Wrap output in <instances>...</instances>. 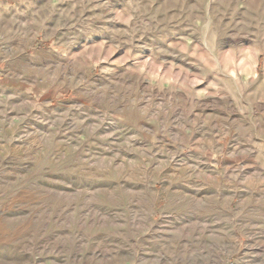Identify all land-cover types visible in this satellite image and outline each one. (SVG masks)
<instances>
[{
	"label": "rangeland",
	"instance_id": "rangeland-1",
	"mask_svg": "<svg viewBox=\"0 0 264 264\" xmlns=\"http://www.w3.org/2000/svg\"><path fill=\"white\" fill-rule=\"evenodd\" d=\"M0 264H264V0H0Z\"/></svg>",
	"mask_w": 264,
	"mask_h": 264
}]
</instances>
